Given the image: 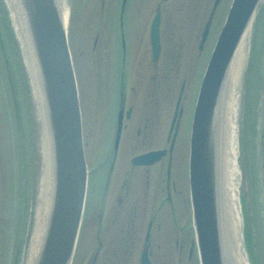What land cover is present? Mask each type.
I'll use <instances>...</instances> for the list:
<instances>
[{
  "label": "rangeland",
  "instance_id": "1",
  "mask_svg": "<svg viewBox=\"0 0 264 264\" xmlns=\"http://www.w3.org/2000/svg\"><path fill=\"white\" fill-rule=\"evenodd\" d=\"M231 1L222 0L217 8L211 27L212 39L207 42L202 54H211L214 39L220 24L225 21ZM121 2L67 0L68 39L80 86L87 158L92 166L102 156L99 149L108 141L116 108L115 90L120 65L117 57L121 54L117 21ZM158 3L162 13L161 54L179 55L178 90L183 80L188 78L187 95L192 92L195 95L198 77L195 71L198 65L193 60V54H200L201 34L214 0H127L122 23L125 49L134 61L137 59L138 63L141 62V76H132L131 84H142L141 77L146 72L143 62L151 54L149 25ZM7 9L6 3L0 0V264H22L33 211L38 206L35 200L39 197L42 166L41 157L35 149L36 121L25 105L23 93L17 91L20 77L9 54L19 55L24 70L25 64L18 53L17 35ZM252 37L255 43L251 51L250 46L247 48L250 60L238 103L236 166L240 178L239 203L248 239L247 258L250 264H264V8L260 24L251 31V40ZM150 64L149 60L148 69ZM29 99L27 97L29 107L31 104L33 107L30 92ZM185 106L186 109L189 107L188 102ZM246 200L250 203L251 215L246 213ZM89 212L74 264H94L98 247L92 201ZM112 215L107 208L102 242L110 236ZM163 239L161 247L153 252L155 264H199L195 247L185 250L179 247L176 250L174 242L169 246L168 240ZM100 256L97 264H114V256L106 250L102 249ZM137 257L138 251L133 252L128 264H134Z\"/></svg>",
  "mask_w": 264,
  "mask_h": 264
},
{
  "label": "water",
  "instance_id": "2",
  "mask_svg": "<svg viewBox=\"0 0 264 264\" xmlns=\"http://www.w3.org/2000/svg\"><path fill=\"white\" fill-rule=\"evenodd\" d=\"M11 2L20 20L25 55L47 134V194L43 195L42 216L36 224L28 264H71L83 217L88 173L63 0ZM263 4L264 0H233L195 108L190 185L201 264H234L227 251L230 235L220 190L229 109L226 91L235 69L242 78L246 74L251 31ZM158 24L157 18L152 31L155 51L159 50ZM240 48L243 54H238ZM239 56L243 62L237 64ZM232 254L237 257L234 251ZM141 264L150 262L144 258Z\"/></svg>",
  "mask_w": 264,
  "mask_h": 264
},
{
  "label": "flooded vegetation",
  "instance_id": "3",
  "mask_svg": "<svg viewBox=\"0 0 264 264\" xmlns=\"http://www.w3.org/2000/svg\"><path fill=\"white\" fill-rule=\"evenodd\" d=\"M216 11L212 9L204 25L200 54H193L198 65L196 88L203 76L207 54L202 52L210 40ZM208 24V38L203 43L202 35ZM161 29L162 13L160 36ZM126 53L119 59L112 129L108 141L99 149L102 156L93 166L90 164L83 232L92 201L98 247L94 264L99 262L102 249L114 256V264H128L129 256L136 251H146L153 258L154 249L164 242L163 237L169 246L174 242L176 250L193 248L189 140L198 88L195 95L193 92L187 95V78L178 90V54H160L157 59L151 56L149 69L147 55L143 62L145 79L142 76V84L133 85L131 77L140 76L141 62L137 59L135 62ZM159 151L164 152L160 157L135 164L136 158ZM107 208L113 214V226L107 241L102 242Z\"/></svg>",
  "mask_w": 264,
  "mask_h": 264
},
{
  "label": "bare ground",
  "instance_id": "4",
  "mask_svg": "<svg viewBox=\"0 0 264 264\" xmlns=\"http://www.w3.org/2000/svg\"><path fill=\"white\" fill-rule=\"evenodd\" d=\"M68 17V10L66 12V18ZM20 26V25H19ZM241 48L239 49V51ZM243 49L238 54H243ZM237 64L243 62V58L240 56L237 59ZM238 67V65H237ZM235 75L229 83L228 89L226 91L227 98V130L226 133V146H225V161L222 167L220 189L224 190L223 194V204H225V216L224 220L227 223V231L229 236L227 251L230 257L233 258L234 264H248L246 259V254L242 244V222L240 215V207L238 201V191H237V181L239 179V173L236 166L238 149H237V122H236V110L238 106V93L240 89L241 77L238 74L237 69L234 70ZM41 134L43 135L42 131ZM42 143V141H41ZM43 149L44 144L42 143ZM48 166L44 168L43 178L41 182V190L44 197L47 194V172ZM234 245V249L232 246ZM235 252L237 257L235 258L232 252Z\"/></svg>",
  "mask_w": 264,
  "mask_h": 264
}]
</instances>
